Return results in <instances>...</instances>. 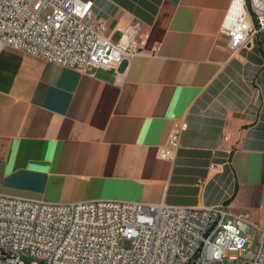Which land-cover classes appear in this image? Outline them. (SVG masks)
I'll return each instance as SVG.
<instances>
[{
	"label": "crops",
	"instance_id": "crops-1",
	"mask_svg": "<svg viewBox=\"0 0 264 264\" xmlns=\"http://www.w3.org/2000/svg\"><path fill=\"white\" fill-rule=\"evenodd\" d=\"M94 1L114 40L137 25L145 49L82 70L4 48L0 193L228 205L264 228V28L233 51L234 0ZM250 1L264 19V0ZM183 121L174 159L158 157Z\"/></svg>",
	"mask_w": 264,
	"mask_h": 264
},
{
	"label": "built area",
	"instance_id": "built-area-1",
	"mask_svg": "<svg viewBox=\"0 0 264 264\" xmlns=\"http://www.w3.org/2000/svg\"><path fill=\"white\" fill-rule=\"evenodd\" d=\"M94 8V0H0V53L13 47L85 70L116 67L144 51L148 35L138 39L137 25L114 40ZM263 28L264 19L254 21L246 0H234L222 31L238 51ZM186 129L183 121L158 157L173 160ZM252 224L249 212L228 205L55 203L0 193V264H264L263 227L256 224V251L245 250Z\"/></svg>",
	"mask_w": 264,
	"mask_h": 264
},
{
	"label": "rangeland",
	"instance_id": "rangeland-1",
	"mask_svg": "<svg viewBox=\"0 0 264 264\" xmlns=\"http://www.w3.org/2000/svg\"><path fill=\"white\" fill-rule=\"evenodd\" d=\"M258 224V223H257ZM248 241L245 246V250L247 254H252L254 251H256L259 243V231L256 226V222L254 221V224L250 225L248 230ZM128 244V243H125ZM24 260L29 263V260L27 258H24Z\"/></svg>",
	"mask_w": 264,
	"mask_h": 264
},
{
	"label": "trees",
	"instance_id": "trees-1",
	"mask_svg": "<svg viewBox=\"0 0 264 264\" xmlns=\"http://www.w3.org/2000/svg\"><path fill=\"white\" fill-rule=\"evenodd\" d=\"M246 2H247V6H248V9H249V11H250L252 17H253V18H256L255 14H254V12H253V10H252V8H251V1H250V0H246ZM256 23H257V22H256Z\"/></svg>",
	"mask_w": 264,
	"mask_h": 264
}]
</instances>
